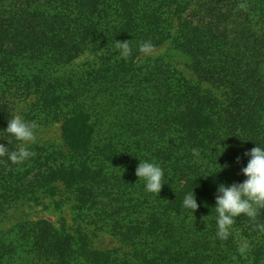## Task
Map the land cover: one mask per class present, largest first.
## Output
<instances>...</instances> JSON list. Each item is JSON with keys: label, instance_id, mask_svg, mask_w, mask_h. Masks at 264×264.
<instances>
[{"label": "trees", "instance_id": "obj_1", "mask_svg": "<svg viewBox=\"0 0 264 264\" xmlns=\"http://www.w3.org/2000/svg\"><path fill=\"white\" fill-rule=\"evenodd\" d=\"M117 42L129 44L121 61ZM145 42L152 50L172 42L196 82L176 78L162 60L144 63ZM88 54L100 69L94 62L65 84L47 85L53 67ZM112 96L114 105L127 102L119 133L128 149L145 144L164 171L160 194L146 192L144 181L126 187L137 194L131 212L101 201L116 188L105 165H118L120 150L97 149L100 164L92 156L96 105L108 110ZM22 99L38 100L33 114L42 123H61L64 151L38 147L20 163L0 156V217L70 194L80 223L68 231L28 222L13 240L0 231V264H18L20 254L31 264H264V208L234 219L255 238L242 253L239 235H217L213 208L218 186L246 167L244 153L264 147V0H0V144L9 151L20 142L3 130ZM192 189L195 213L182 206ZM144 205L155 208L147 213ZM91 212L107 220L127 212L113 230L131 252L97 249Z\"/></svg>", "mask_w": 264, "mask_h": 264}, {"label": "rangeland", "instance_id": "obj_2", "mask_svg": "<svg viewBox=\"0 0 264 264\" xmlns=\"http://www.w3.org/2000/svg\"><path fill=\"white\" fill-rule=\"evenodd\" d=\"M4 7H9L6 4ZM6 10L5 8H1V11ZM104 42V38H101L100 44ZM108 47H106L107 49ZM106 49L104 51H106ZM102 54V52L98 53V55ZM95 54H88L82 59L78 60L74 65L64 66V67H53L50 71L49 75L50 79L47 82L48 84H55V82L65 84L67 79L75 76V75H83L89 66H92L95 62L96 68L100 69L99 63L100 60H97ZM118 61H121L122 56L118 55ZM107 58L110 56L107 55ZM139 59H142L144 63H151L153 60H162L166 64H169L172 67V70L175 71L176 78L185 77L187 80L196 82V79L189 71L188 66L190 64L189 59L184 56L181 52H179L172 42L166 43L162 47H159L155 50H152L150 54H145ZM141 64V62H139ZM94 64V65H95ZM194 84V83H191ZM46 87V86H45ZM44 87V89H45ZM144 86H142L143 90ZM143 97H151L148 92H143ZM114 98L112 96V104L108 105V110H103V105H96V117L94 118V123L97 125L98 135L95 138L93 143L94 151L92 152V156L99 159V164L102 163V157H99L98 150L104 148L109 145L115 146L118 150H120V162L118 165H105L107 172L109 175H115L114 180L112 181L113 186L116 188L112 189V199H103L101 201L109 203L110 206L113 204L114 207L119 208L121 205L125 204L126 208L131 212L132 207L136 206L137 203L133 202V199L137 197V194L132 192L133 189H126L132 183H139L143 180L138 181V177L136 176V168L139 164L140 160H147L150 162H154L158 165H161V162L157 161V158H153L154 152L145 147V144L139 145L138 150L134 151L133 149H128L130 143L121 137L122 133H119V119L122 118V115L125 111L124 106L127 102H123L122 104L116 103L114 105ZM39 100V98H38ZM37 99H28L21 100V103L14 109L12 115H18L28 123H34L36 128L34 129L35 137L32 142H29L26 147L29 151H33L38 147L43 148L45 150L49 149V152L60 151L63 150V142L61 138V123H51L45 124L42 123V119L38 120V116L33 114L34 111L39 110ZM36 105V107H35ZM149 108L148 106H146ZM148 114H151L149 112ZM119 127V128H118ZM20 145V143H19ZM133 154V157H132ZM131 156V159L125 160L128 156ZM139 158V159H138ZM116 173V174H113ZM230 183H242L246 178L243 176L240 171H232L229 174ZM122 192V193H121ZM44 204L38 206L36 203H28L24 205H19L18 207H14L8 211L7 214L0 217V231L2 235L9 240H13L16 238V233L19 230L18 226L24 225L28 222H37V221H48L54 225V227L60 229L64 227L68 229V231H72L77 228L80 220L76 221V211L73 209L74 201H71V195L65 194L60 196L53 201L45 200ZM103 207V204L99 206V209ZM152 206L144 205L143 209L147 213L152 212ZM101 212V211H100ZM99 212V213H100ZM96 212L89 213L88 218H86V222L90 223L88 230H92L94 232V245L97 249L100 250H117L118 257H122L124 252H131V249L122 244L120 237L116 234V230H113V225H119V222L126 223L123 221L127 217V212L124 213V217H115L113 219H105V217L101 214L96 216ZM114 215V214H113ZM137 216V215H136ZM145 216H141L140 219H143ZM241 217V216H240ZM240 217H238L240 219ZM118 220V222H117ZM244 221V220H243ZM117 222V224H116ZM248 224L245 222L244 227L247 228ZM232 225L231 232H228V235H232L235 233L234 237L239 235L236 239V244L238 248H240L241 253L245 252L246 249L251 245L254 237L249 236L250 233L244 228ZM72 229V230H71ZM238 229L239 232H236ZM230 231V230H229ZM227 235V236H228ZM243 249V251H242ZM16 261L18 264H31L30 261L25 260V255H18L16 257Z\"/></svg>", "mask_w": 264, "mask_h": 264}, {"label": "clouds", "instance_id": "obj_3", "mask_svg": "<svg viewBox=\"0 0 264 264\" xmlns=\"http://www.w3.org/2000/svg\"><path fill=\"white\" fill-rule=\"evenodd\" d=\"M117 46L120 55L126 58L130 53L128 42H117ZM152 49L153 46L150 42H145L140 46V51L144 54H150ZM35 128L34 123H28L20 116L13 115L7 123V128L3 131L19 141L20 145L17 150L9 151L8 146L0 144V156L7 155L13 163H20L30 158L33 153L28 150L26 145L34 140ZM224 148L225 152L226 147ZM194 154H196L195 150ZM244 155L248 157L246 167L242 168V174L246 179L242 183L220 184L217 188L213 208L216 212L217 235L221 239L226 238L235 218L241 215L253 218L257 215L258 209L264 208V147L256 146L246 151ZM227 167L228 165L222 167L223 171ZM135 174L138 181H144L146 192L160 194L165 186L163 183L164 171L160 165L154 162L139 159ZM182 206L194 213L198 211L200 204H198L197 195L193 189L191 193L185 195ZM205 218H203L204 222Z\"/></svg>", "mask_w": 264, "mask_h": 264}]
</instances>
